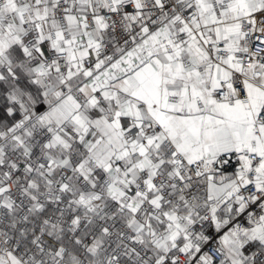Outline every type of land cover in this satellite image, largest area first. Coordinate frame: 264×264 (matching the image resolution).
Returning a JSON list of instances; mask_svg holds the SVG:
<instances>
[{
    "label": "snow or ice",
    "instance_id": "snow-or-ice-1",
    "mask_svg": "<svg viewBox=\"0 0 264 264\" xmlns=\"http://www.w3.org/2000/svg\"><path fill=\"white\" fill-rule=\"evenodd\" d=\"M0 264H264V0H0Z\"/></svg>",
    "mask_w": 264,
    "mask_h": 264
}]
</instances>
